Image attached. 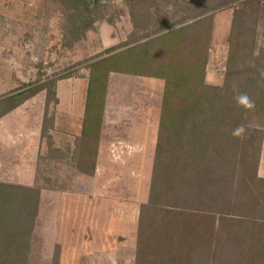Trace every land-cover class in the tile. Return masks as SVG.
<instances>
[{"label": "trees", "instance_id": "trees-1", "mask_svg": "<svg viewBox=\"0 0 264 264\" xmlns=\"http://www.w3.org/2000/svg\"><path fill=\"white\" fill-rule=\"evenodd\" d=\"M97 2L72 0L77 10L86 12ZM232 2L206 6L205 12L181 20L179 27L159 28L140 47L120 52L111 48L90 63L82 131L69 162L87 176L95 169L110 74L164 81L150 193L141 206L134 264H264V178L258 175L264 140V85L259 76L264 44H259L256 30L262 18L259 7L235 10L224 87L206 83L213 17L206 11ZM85 17L73 21L87 28ZM57 81L44 80L46 87L37 85L21 100L27 90L1 95L0 118L45 91L43 137L45 122L55 119L48 115L50 104L59 103ZM237 92L247 93L255 109L238 107L233 98ZM241 124L246 127L244 138L232 137L231 130ZM67 178L73 182L72 176ZM42 188L38 174L34 186L0 182V264H29ZM53 260L59 263L58 252Z\"/></svg>", "mask_w": 264, "mask_h": 264}, {"label": "rangeland", "instance_id": "rangeland-1", "mask_svg": "<svg viewBox=\"0 0 264 264\" xmlns=\"http://www.w3.org/2000/svg\"><path fill=\"white\" fill-rule=\"evenodd\" d=\"M226 2H232V4L217 10L206 11L213 14L206 83L218 87H224L225 83L230 46L233 41L235 10L249 12L257 7L261 9L262 18L258 21L256 30L259 44H264V0H99L89 12L82 8L77 10L72 0H0V96L27 90V93L17 99L21 100L37 85L43 84L46 87V84L41 83L44 80H58L56 88L59 87V103L50 104L48 117L55 116V119L54 122L50 119L45 122L42 137L43 149L38 160V180L39 185L43 186L42 190L60 187L66 191L72 188H68L69 185H74V181L69 182L67 178V175L68 177L72 175L70 172L73 166L67 165L71 155L63 156L56 145H59L61 137L67 138L64 129H70L68 126L70 113L67 112L71 105L70 94L74 93L75 101L78 100V105L72 109L75 117L85 108L89 66L92 59L108 55L107 52L111 48H116L115 52H120L130 47H140L148 39L153 38L155 36L153 33L159 28L172 24L174 26L168 28L169 30L179 27L182 23H178L184 18L202 12L207 7H218ZM81 14L86 15L87 28H82L79 20L76 23L73 21ZM189 22L191 21L187 23ZM139 76L141 75L125 77L112 74L108 80V89L111 86L110 94L114 89L119 88L144 90L143 103L158 106L160 96L159 98L156 96L162 94L164 82L150 81L148 76ZM148 90H152L155 95L147 96ZM125 96L129 98V95ZM44 98L46 100V92L41 91L37 94V102L43 103ZM131 102L134 103V101ZM39 113L41 115L42 111ZM52 124L54 128L51 127ZM56 124H58L57 131ZM155 125V130H158L157 124ZM150 131L152 135L154 128ZM50 142H53L51 149ZM134 151L138 149L135 148ZM124 163L128 176L126 192H123L121 188L123 185L122 182L120 183L121 179L115 181L114 176L111 178V181L112 179L115 181L113 184L121 185L112 186L116 189H112L110 197L104 196L107 183L101 186L100 198L97 194L92 198L93 178H86L78 183L76 192L83 195L84 200L90 204H83L80 208L86 213L85 218L76 217L77 220L75 221L74 218V222L69 221L70 218H68L65 224L61 221L58 237L60 241H64V256H59L60 264H134L138 239L136 202H145L149 196L153 157L146 156L143 160L133 159ZM42 199L40 197V205ZM99 199H101V206L108 200L116 202L114 205L128 201L125 202L126 208L116 209L118 212L127 213L126 218L122 217L127 230L123 228L124 222L118 223L122 221L120 216H117L116 221L114 216H111L114 208L103 207L102 209L98 205ZM77 200L74 199L75 206ZM46 202L47 198H44V205L41 209L39 208L29 264H54V256L52 260L50 258L48 239L50 240L52 235L49 219L55 217L56 210L53 208L54 205L52 207L49 204V198ZM72 215L76 216L75 208L72 210ZM72 227L76 229V232L75 230L72 232ZM84 229L89 230L95 237L101 238L98 244L100 253L96 257L76 256L77 252L85 248L80 240ZM114 230L116 234H126L114 236L107 242L106 239L113 235ZM106 249L109 252L104 251ZM59 251L60 249L56 248L54 254Z\"/></svg>", "mask_w": 264, "mask_h": 264}, {"label": "crops", "instance_id": "crops-1", "mask_svg": "<svg viewBox=\"0 0 264 264\" xmlns=\"http://www.w3.org/2000/svg\"><path fill=\"white\" fill-rule=\"evenodd\" d=\"M112 74H118L125 77L135 76L119 73H111V75ZM148 79H150V81L162 80L155 77H149ZM110 91L111 86L108 89L107 93L102 130L98 142L96 164L93 175L87 177L85 173L77 172L75 167H72V171L70 172V174H72L71 176H74V185L68 187H72L71 189L65 191V189L52 188L51 190L41 191V197L43 199L40 205V209L44 205V198H47V202L49 198V204L52 207L54 205L53 208H55L56 210L55 217L49 219L50 228L52 229L50 240L48 239L51 260L54 256V251L56 248L60 249L59 256H64V241H60L58 237V234H60L61 226L59 225L61 224V221H63L65 224L66 219L68 218H70L69 221H73L74 218L76 221L78 217H86V213L83 212V210H80V208L83 204L90 203L84 200L83 195H80L78 192H76L79 187V182L84 181L86 178H93V188L91 191L92 198L95 194H97L98 198H100V194L102 191L101 186H103L102 184L107 183V186L111 188L108 189L107 186L105 187L106 192H104V196L110 197L112 189H116L112 186L117 187L123 184L121 186V188H123V192H126L128 190V182L126 180L128 176L124 162H130L133 159L143 160L146 159V156L147 158L150 156V158L153 157L154 163L163 89L162 94H158L156 96L158 98L160 96L158 106L156 104L152 106L149 103H143L142 95L145 93L144 90H129V88H119L114 89L112 94H110ZM42 93L45 92L42 91ZM57 93L58 98H60L59 87L57 88ZM147 93V96L150 97L155 95L152 90H148ZM125 95H129V98H126ZM70 97V110L67 111L68 113H70L68 122V126L70 127V129H64V134L67 136V138L63 139L61 137V141L58 142L59 145H56L59 152L63 153L64 155H72L73 153L75 139L81 135L85 112V108H83V111L75 117L72 109H74L76 105H78V100L75 101L74 93H71ZM45 101L46 100L44 98L43 103L37 102L36 94L33 97L26 99L17 108L0 118V182L14 183L24 186L35 185L38 174V160L43 149V139L41 135L43 128ZM131 101H134V103H132ZM41 111L42 114L39 115V112ZM150 123H152V125H150ZM155 124H157L158 130H155ZM57 126L58 124H56L55 126L56 131L58 128ZM151 128H154V132L152 133V135L150 134ZM135 148H137L138 151H134ZM134 156L137 157L134 158ZM138 163L141 164V162ZM67 165L68 167H71L69 163H67ZM258 175L264 178V140L260 156ZM113 176L115 181L121 179L120 183H122L114 185L113 183L115 181L113 179L111 181V178H113ZM75 198L78 199L76 206L74 205ZM81 198L82 200H80ZM148 199L149 196L145 202H136L138 210L137 236L141 206L142 204L146 203ZM100 200L101 199H99L98 205L101 206ZM125 202L128 201H124L122 203H117L114 205V203L116 202L108 200L103 202L105 204H103L101 208H114L113 214H111V216H114L115 221L117 219V216H120L122 220V217H127V213L124 211L118 212L116 211V209L126 208ZM74 208L76 209V216L72 215V210ZM121 222H124L123 224L125 225L124 220L119 221L118 223L120 224ZM123 228L127 230L126 225ZM71 230L72 232H74V230L76 232V229H74L73 227ZM125 234L126 233L116 234L114 230L113 235L108 236L106 241L108 242L114 236ZM100 239V236L95 237L93 233L89 232V230L85 231L84 229L80 240L82 241V243H84L85 248L82 251L77 252L76 256L81 258L98 256L100 253V247L98 245ZM95 243H97V245H95ZM104 251L109 252V250L107 249Z\"/></svg>", "mask_w": 264, "mask_h": 264}, {"label": "clouds", "instance_id": "clouds-1", "mask_svg": "<svg viewBox=\"0 0 264 264\" xmlns=\"http://www.w3.org/2000/svg\"><path fill=\"white\" fill-rule=\"evenodd\" d=\"M259 76L261 78V84L264 85V68L259 69ZM233 98L236 102V105L240 108H243L245 111H252L255 109V102L247 93L237 92ZM245 133L246 127L245 125L241 124L232 129L230 134L234 138L242 139L244 138Z\"/></svg>", "mask_w": 264, "mask_h": 264}]
</instances>
